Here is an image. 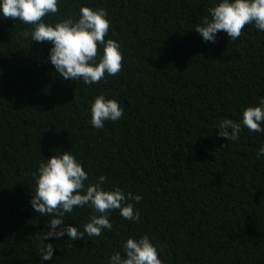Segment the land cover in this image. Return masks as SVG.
Masks as SVG:
<instances>
[{"label":"trees","instance_id":"1","mask_svg":"<svg viewBox=\"0 0 264 264\" xmlns=\"http://www.w3.org/2000/svg\"><path fill=\"white\" fill-rule=\"evenodd\" d=\"M216 0H59L46 23L103 7L122 68L99 83L64 80L48 60L49 42L29 25L0 17V264H108L128 237L147 235L163 264H264V134L217 135L264 98V32L246 25L236 40L205 43L194 29ZM99 51V47H98ZM103 93L124 115L93 128L89 107ZM264 126V125H262ZM71 150L88 182L142 195L139 221L112 210L99 237L42 240L47 216L29 201L33 173L56 151ZM93 210L74 208L65 223L83 231Z\"/></svg>","mask_w":264,"mask_h":264},{"label":"clouds","instance_id":"2","mask_svg":"<svg viewBox=\"0 0 264 264\" xmlns=\"http://www.w3.org/2000/svg\"><path fill=\"white\" fill-rule=\"evenodd\" d=\"M59 0H0V17L19 20L29 29L23 33L31 41L49 42L48 60L55 71L64 79L82 81L85 85L99 83L105 74L117 75L122 68V52L118 41L105 40L110 21L109 13L103 8L81 6L78 18L68 17L56 23H46L42 18L58 12ZM200 24L194 29L205 43H215L217 34L225 33L230 40H236L246 25H254L258 32H264V0H216L207 9ZM99 47V51H98ZM90 125L95 129L104 127L105 121H118L124 110L117 100L106 98L101 93L94 97L89 107ZM264 98L255 106L243 109L239 120L224 118L216 125L217 135L227 141H236L244 128L251 133L264 134ZM264 156V145L257 152V158ZM35 190L29 201L40 216H47V231L40 233L44 241L72 240L99 237L112 230L109 215L119 210L122 218L139 221L140 213L135 204L143 197L140 194L123 191L119 187L106 189L103 185L108 177L101 175L95 183L88 182V173L71 150L59 151L41 161L33 173ZM88 206L93 210L83 231L77 226L65 223V214H72L74 208ZM121 253L108 257V264H163L159 248L147 235L128 237L121 245ZM54 247L45 243L39 248L40 264L52 260Z\"/></svg>","mask_w":264,"mask_h":264}]
</instances>
